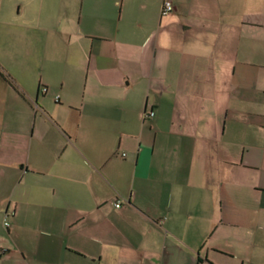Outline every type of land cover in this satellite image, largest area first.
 <instances>
[{
	"label": "crops",
	"instance_id": "1",
	"mask_svg": "<svg viewBox=\"0 0 264 264\" xmlns=\"http://www.w3.org/2000/svg\"><path fill=\"white\" fill-rule=\"evenodd\" d=\"M170 1L0 0V264H264V0Z\"/></svg>",
	"mask_w": 264,
	"mask_h": 264
},
{
	"label": "built area",
	"instance_id": "2",
	"mask_svg": "<svg viewBox=\"0 0 264 264\" xmlns=\"http://www.w3.org/2000/svg\"><path fill=\"white\" fill-rule=\"evenodd\" d=\"M173 11V5H172V2L170 0H162V5H161V9H160V14L161 15H166V14H169ZM148 116H152V113H149ZM146 118V117H144ZM120 202L119 201H116L114 203V206L116 208H119L120 207ZM4 226H7V223L4 222Z\"/></svg>",
	"mask_w": 264,
	"mask_h": 264
}]
</instances>
